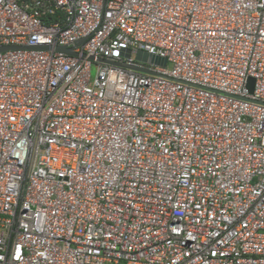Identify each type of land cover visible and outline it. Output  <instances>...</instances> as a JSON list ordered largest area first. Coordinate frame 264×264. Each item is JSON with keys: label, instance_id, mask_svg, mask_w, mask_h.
I'll list each match as a JSON object with an SVG mask.
<instances>
[{"label": "built area", "instance_id": "1", "mask_svg": "<svg viewBox=\"0 0 264 264\" xmlns=\"http://www.w3.org/2000/svg\"><path fill=\"white\" fill-rule=\"evenodd\" d=\"M8 45L0 264H264V0H0Z\"/></svg>", "mask_w": 264, "mask_h": 264}, {"label": "water", "instance_id": "2", "mask_svg": "<svg viewBox=\"0 0 264 264\" xmlns=\"http://www.w3.org/2000/svg\"><path fill=\"white\" fill-rule=\"evenodd\" d=\"M85 40V38H81L77 41V45H80L83 41ZM16 48H31V49H49L50 46L48 45H38V46H20V45H8V46H2L0 47V50H5V49H16ZM57 50H61L64 51L66 53L69 54H76L73 51L72 47H68L65 45H59L56 47ZM124 56H130L131 55V49H125L123 52ZM91 59H93V56H90ZM136 58L145 62H149V63H155L158 65H162V66H166L167 65V58L160 56V55H156V54H151L145 50H138L136 52ZM103 61L113 64V65H119V66H128L126 63L118 61V60H111V59H107V58H102ZM147 71V70H146ZM155 73V72H153ZM253 82L254 79L251 78V82H250V88L251 91L253 90Z\"/></svg>", "mask_w": 264, "mask_h": 264}, {"label": "rangeland", "instance_id": "3", "mask_svg": "<svg viewBox=\"0 0 264 264\" xmlns=\"http://www.w3.org/2000/svg\"><path fill=\"white\" fill-rule=\"evenodd\" d=\"M92 74H93V76L96 74V66L95 65L92 68Z\"/></svg>", "mask_w": 264, "mask_h": 264}]
</instances>
